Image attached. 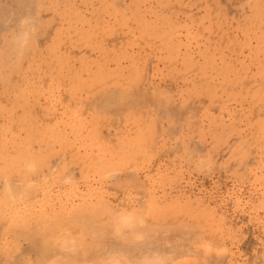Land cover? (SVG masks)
<instances>
[{"label":"rangeland","instance_id":"rangeland-1","mask_svg":"<svg viewBox=\"0 0 264 264\" xmlns=\"http://www.w3.org/2000/svg\"><path fill=\"white\" fill-rule=\"evenodd\" d=\"M62 257L264 264V0H0V264Z\"/></svg>","mask_w":264,"mask_h":264},{"label":"bare ground","instance_id":"bare-ground-1","mask_svg":"<svg viewBox=\"0 0 264 264\" xmlns=\"http://www.w3.org/2000/svg\"><path fill=\"white\" fill-rule=\"evenodd\" d=\"M6 189H7V188H6ZM6 193H7V192H6ZM122 219L125 220L126 218H125V219L122 218ZM122 219H121V220H122ZM128 219H129V218H127L126 220H128ZM126 220H125V221H126ZM118 221H119V220H118ZM123 222H124V221H123ZM123 222H122V223H123ZM129 222H130V221H129ZM129 222H128V223H129ZM122 223H120V224L122 225ZM117 225H119V224H117ZM128 225H129V224H128ZM130 225H133V224H130ZM124 227H125V226H124ZM67 231H68V230H67ZM76 231H77V230H76ZM53 232H54V231H52V233H53ZM126 232H127V231H126ZM54 233H55V232H54ZM75 233H77V232L74 231L73 234H75ZM68 234H69V233H68ZM73 234L71 235V233H70L69 235L72 237ZM131 234H132V233H131ZM101 235H103V234H101ZM133 235H134V234H133ZM59 236H60V235H59ZM106 236H107V235H106ZM67 237H68V236H67ZM95 237H96V236H95ZM130 237H131V236H130ZM76 238H77V237H76ZM79 238H80V237H79ZM91 238H93V237H91ZM138 238H139V237H138ZM138 238H137V239H138ZM94 239H95V238H94ZM104 239H105V237H104ZM129 239H130V238H129ZM70 240H72V239L70 238ZM145 240H146V239H145ZM67 241H68V243H67ZM79 241H81V240H79ZM91 241H92V240H91ZM100 241H101V240H100ZM69 242L71 243V241H69V238H66V241L64 242V244L61 245L62 247L60 246V248H63V250H64V249H67V248L69 249L70 246H71V244H69ZM72 242H73V241H72ZM86 242H87V241H86ZM136 242H137V241H136ZM59 243H60V242H59ZM66 243H67L68 246H66ZM76 243H77V242H76ZM87 243H88V242H87ZM92 243H93V242H92ZM90 244H91V243H90ZM90 244H88L89 246L87 245V246H88L87 248H90ZM97 244H98V243H97ZM105 244H106V243H104V245H105ZM52 245H53V244H52ZM63 245L66 246V247L64 248ZM76 245H77V244H75V242H74V245H73V246H76ZM82 245H83V243H82ZM82 245H81V246H82ZM102 245H103V244H102ZM110 245H111V244H110ZM143 245H144V244H143ZM143 245H142V246H143ZM105 246H106V245H105ZM56 247H57V244H56ZM83 247H84V245H83ZM118 247H119V246H118ZM137 247H138V246H137ZM57 248H58V247H57ZM60 248H59V249H60ZM80 248L82 249V247H80ZM80 248H78V249H80ZM85 248H86V247H85ZM87 248H86V249H87ZM92 248L94 249L95 247L93 246ZM92 248H90V249H92ZM98 248H99V247H98ZM107 248H108V247H107ZM144 248H145V247H144ZM144 248H143V249H144ZM70 249H71V248H70ZM70 249H69L68 251H70V253L73 254V253H74L73 250L75 249V247H74L72 250H70ZM78 249H77V250H78ZM81 249H80V250H81ZM86 249H85V250H86ZM147 249H148V248H147ZM82 250H83V251H82V254H83V252H84L85 250H84V248H83ZM87 250H88V249H87ZM71 251H73V252H71ZM101 251H102V249H101ZM141 251H142V250H141ZM87 252H89V251H85L84 253L87 254ZM111 252L114 253V251H111ZM116 252H117V251H116ZM116 252H115V253H116ZM146 252H147V251H146ZM59 253H60V252H59ZM78 253L80 254V252H78ZM78 253H76L75 255L78 256ZM105 253H107V252H105ZM118 253H119V252H118ZM123 253H124V251H123ZM89 254H90V253H89ZM59 255H60V254H59ZM84 255H85V254H84ZM93 255H94V253H93ZM72 256H74V255H72ZM81 256H83V255H81ZM87 256H88V255H87ZM87 256H85V257H87ZM108 256H109V255H108ZM141 256H142V255H141ZM144 256H146V255H144ZM65 257H67V256H65ZM74 257H75V256H74ZM88 257H90V255H89ZM113 257H115V255H113ZM113 257L111 256V258L114 260ZM142 257H143V256H142ZM142 257H141V258L138 257V258H139L138 261H135V260H137V258H136V259L134 260L135 262H134L133 259H132V261H133L132 263H135V264H136V262H139V263L141 262V263H143L144 260H143V261H140V259H142ZM62 258H63V257H62ZM79 258H80V256H79ZM79 258H78V259H79ZM81 258H82V257H81ZM81 258H80L79 260H81ZM99 258H100V257H99ZM104 258H105V257H104ZM109 258H110V257H109ZM145 258H146V257H143V259H145ZM147 258H148V257H147ZM147 258H146V259H147ZM66 259H67V258H66ZM78 259H77V260H78ZM89 259H90V258H89ZM106 259H107V258H106ZM106 259H103V260H106ZM48 260H49V259H48ZM53 260H54V262H55V259H53ZM53 260H52V261H53ZM56 260H57V259H56ZM59 260H60V259H59ZM63 260H64V258L61 260V261L63 262V264H65V263L67 264V261H68V260H66V262H64L65 260H64V261H63ZM82 260H83V259H82ZM113 260H112V261H113ZM117 260H118V259H117ZM44 261H45V260H44ZM44 261H43V262H44ZM61 261H58V262H60L59 264H62ZM72 261H73V260H72ZM87 261H88V260H87ZM101 261H102V260H101ZM147 261L150 262L149 260H147ZM151 261H152V259H151ZM54 262H53V264H55ZM74 262H75V261H74ZM91 262H92V261H91ZM94 262H95V261H94ZM102 262H104V261H102ZM110 262H111V261H110ZM113 262H114V261H113ZM115 262H116V261H115ZM144 262L147 263L146 261H144ZM78 263H79V262H78ZM139 263H137V264H139ZM25 264H26V262H25ZM29 264H30V263H29ZM46 264H47V263H46ZM49 264H50V262H49ZM51 264H52V263H51ZM71 264H72V263H71ZM91 264H92V263H91ZM97 264H98V263H97ZM118 264H119V263H118ZM147 264H148V263H147Z\"/></svg>","mask_w":264,"mask_h":264}]
</instances>
